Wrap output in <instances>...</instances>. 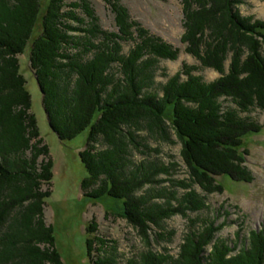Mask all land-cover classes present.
Wrapping results in <instances>:
<instances>
[{
	"label": "trees",
	"instance_id": "trees-1",
	"mask_svg": "<svg viewBox=\"0 0 264 264\" xmlns=\"http://www.w3.org/2000/svg\"><path fill=\"white\" fill-rule=\"evenodd\" d=\"M233 1L181 0L186 51L221 77L205 82L184 65L156 88L158 62L175 59L178 52L132 20L121 0H104L115 31L99 26L89 0L73 2L67 10L64 0H48L44 7L41 0H0V264H62L44 219L52 162L19 73L18 55L27 44L50 128L61 140L89 129L79 152L87 171L82 195L121 199L117 216L142 240L144 249L123 264H264L261 232H253L239 255L216 241L205 259L203 246L215 231L211 222L184 235L177 257L165 247H152V241L171 240L174 231L166 232V220L206 207L194 185L213 193L223 189L215 176L252 180L242 165L246 150L240 148L243 137L261 127L240 113L264 109V21L230 15ZM77 7L85 20L74 13ZM71 19L84 25L73 27ZM39 23L41 31L33 36ZM72 30L81 34L71 36ZM125 42L133 44L126 54ZM173 136L188 181L172 179L170 165L151 156L156 148L149 141L173 144ZM135 152L144 156L137 161ZM96 229L94 221L87 222L89 264H120L106 252L93 259V244L107 243L94 235Z\"/></svg>",
	"mask_w": 264,
	"mask_h": 264
},
{
	"label": "rangeland",
	"instance_id": "rangeland-1",
	"mask_svg": "<svg viewBox=\"0 0 264 264\" xmlns=\"http://www.w3.org/2000/svg\"><path fill=\"white\" fill-rule=\"evenodd\" d=\"M41 1L44 3L43 7L48 2V0ZM73 2L80 3L81 0H64L66 4L64 10L69 9ZM121 3L128 9L132 20L170 44L178 52L175 59H161L158 62L156 88L165 84L169 77L182 70L184 65L191 68L193 74L199 75L205 82H212L221 77L216 70L202 67L199 60L186 51L182 41L185 28L181 0H121ZM89 4L98 17L99 26L107 31H115L110 6L104 0H89ZM73 10L77 17L84 19L80 7ZM229 13L264 21V0H234ZM68 22L76 28L84 25L74 19ZM40 26L41 23L33 36L41 31ZM68 33L74 37L81 34L75 30ZM132 46L131 42L123 43L122 53L126 54ZM66 47L73 48L72 45ZM29 49L30 45L27 44L24 52L18 55L19 73L25 80V89L31 101L30 111L34 114L39 136L47 145L48 158L52 162L51 192L45 198L44 219L52 228L54 245L61 262L89 264L86 239L90 235L85 228L87 222L94 221L97 225L94 235L106 240L107 243L104 247L98 242L93 244V259L106 252L115 254L118 262L123 264L127 258L138 256L144 249L142 240L125 219L117 216L123 209L121 199L108 195L90 199L82 195L81 181L87 176V171L79 152L86 147L89 129L86 128L72 139L61 140L50 128L42 104V93L30 67ZM229 63V59L224 61V73L228 72ZM113 69L117 72L116 64ZM180 77L186 79L184 74ZM223 102L225 106H233L226 100ZM240 115L249 117L261 127L259 132L244 136L243 146L240 148L241 152L246 150L245 153L243 152L242 165L250 172L252 180L241 182L232 180L227 175L215 176V181L220 183L223 189L213 193H205L194 185L195 190L204 196L206 207L200 211L187 210L185 216L175 214L166 220V232L174 231V233L170 241L164 239L156 244L152 241L154 250L161 251L165 247L170 255L177 257L184 235L199 232L205 223L210 222L215 231L211 242L203 246L205 259L216 241L231 247L232 253L229 254L239 255L249 246V238L253 232H261L264 236V109L253 107ZM173 140L175 141L173 144L149 141L150 146L156 148V151H151V156H156L170 165L172 179L188 181V169L180 155L181 145L174 136ZM143 156L135 152L134 159L139 161ZM160 177L166 178L164 175ZM164 184L170 186L171 182L166 181ZM46 188L43 186V189ZM178 191L182 193L183 189L180 188Z\"/></svg>",
	"mask_w": 264,
	"mask_h": 264
}]
</instances>
